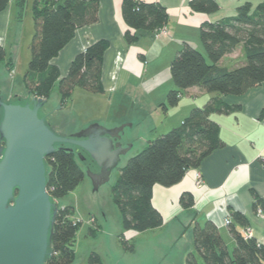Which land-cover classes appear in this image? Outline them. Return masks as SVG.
<instances>
[{
  "label": "trees",
  "instance_id": "obj_1",
  "mask_svg": "<svg viewBox=\"0 0 264 264\" xmlns=\"http://www.w3.org/2000/svg\"><path fill=\"white\" fill-rule=\"evenodd\" d=\"M10 1L0 0V13L7 9ZM18 6L23 16L27 0H20ZM190 7L193 11L208 14L219 10L215 0H191ZM98 11L97 0L34 1L35 33L30 44L31 58L23 78L32 95L49 99L56 86L62 102L72 98L77 88L90 94H104L101 72L108 46L106 41L94 43L79 53L65 77L61 78L59 68L52 64L53 59L74 39L77 29L97 21ZM122 14L125 23L136 30L135 34L126 32L129 44L138 40V32L148 31L155 36L169 22L167 10L159 2L123 0ZM200 38L207 56L186 44L171 64L175 89L168 94V106H176L182 93L192 87L208 93L239 96L264 82V0H245L234 17L217 23H204L200 28ZM238 46L243 48L246 63L235 69L218 66L219 61ZM7 59H10L8 53L0 47V62ZM222 107L226 109L227 105L214 102L192 109L178 128L149 141L118 169L112 197L120 209L125 232L141 233L163 226V217L152 204L153 187L156 184L172 187L180 183L189 169L198 168L207 156L223 146L219 126L210 119L211 113ZM261 117H264V110ZM76 154L65 147H58L47 158L48 190L53 199L65 198L84 180L86 172ZM254 198L255 210L263 208L264 199L256 193ZM180 204L184 210L192 209L195 205L193 194L183 193ZM72 215L73 207H60L50 243L53 254L46 264L74 263L76 252L73 246L79 225L74 223ZM230 216V233L235 241L232 252L212 221L196 218L190 225L195 252L205 264H264V245L255 238L246 239L237 230V226L248 225L246 217L236 211H231ZM90 233L95 236L97 232L90 229ZM122 237L125 247L134 252V246H129L128 240ZM90 264L104 263L97 253H93ZM186 264H199L194 252L188 254Z\"/></svg>",
  "mask_w": 264,
  "mask_h": 264
},
{
  "label": "crops",
  "instance_id": "obj_2",
  "mask_svg": "<svg viewBox=\"0 0 264 264\" xmlns=\"http://www.w3.org/2000/svg\"><path fill=\"white\" fill-rule=\"evenodd\" d=\"M19 1L11 0L7 9L0 13V47L10 57L0 62V93L2 89L9 92V99L11 94L26 93L28 96L29 91L23 82L25 90L17 92V80H23L25 73L19 75L15 69H18L21 39L26 27L30 29L32 24L30 14L32 16L35 0H27L23 16L20 15ZM97 1V21L77 29L74 39L53 59L52 64L59 68L61 78L65 77L79 53L99 41L108 43L103 57L101 85L104 94H114L108 99L109 110L123 111L127 115L125 110L131 109L132 114L128 116H136L140 121L136 124L137 132L130 137L126 133L124 141L133 140V146L137 141L141 145L147 144L178 128L194 108L214 102L227 105L226 109L215 110L210 116L219 126L223 146L207 156L198 168L189 169L180 183L172 187L160 184L153 187L152 204L161 213L164 224L141 233L126 231V239L134 240L136 244L133 255L138 253L137 243L147 241L146 234H153L160 237L159 243L167 249L160 246L157 250V246H153L155 249L147 251L148 261L144 264H186L188 254L195 251L193 228L190 226L195 218L212 221L233 249L235 241L230 225L225 224L227 217L232 223L231 211L243 214L248 222L246 227L237 226V230L250 229L253 238L264 245V207L254 208V193L264 199V117H261L264 82L239 96L208 93L192 87L182 93L176 106H168V94L175 89L171 64L177 53L189 44L207 56L200 38L202 25L234 17L245 0H215L219 10L210 14L193 11L191 0H141L159 2L166 8L169 34L156 38L152 32H138L139 38L133 44H129L125 37L127 31L135 34L136 30L124 21L123 0ZM245 63L243 48L238 46L234 52L224 56L218 66L235 69ZM114 99L119 103L114 104ZM164 106H168L166 110ZM152 133L157 136L152 137ZM197 173L202 176V187L196 184ZM185 192L194 196L192 209L184 210L180 204V197ZM169 231L171 235L161 237ZM168 256L172 258L165 263L163 259Z\"/></svg>",
  "mask_w": 264,
  "mask_h": 264
},
{
  "label": "water",
  "instance_id": "obj_3",
  "mask_svg": "<svg viewBox=\"0 0 264 264\" xmlns=\"http://www.w3.org/2000/svg\"><path fill=\"white\" fill-rule=\"evenodd\" d=\"M30 95L11 94L7 100L0 94V264H46L53 254V229L66 202L51 197L47 158L58 147L76 152L92 179V193L98 192L133 150L134 141H124L125 131L130 137L140 122L104 125L95 119L68 132L62 123L71 114L53 113L59 104ZM46 103L53 124L43 115Z\"/></svg>",
  "mask_w": 264,
  "mask_h": 264
},
{
  "label": "rangeland",
  "instance_id": "obj_4",
  "mask_svg": "<svg viewBox=\"0 0 264 264\" xmlns=\"http://www.w3.org/2000/svg\"><path fill=\"white\" fill-rule=\"evenodd\" d=\"M31 12H29L30 14ZM30 29L26 27L25 33L20 42V53H19V63L17 64L18 69H15L17 74L26 73L31 58L30 44L35 33L33 18L30 14ZM169 32L166 28V33L162 32L159 37L168 35ZM19 82V83H18ZM17 92H22L25 90L23 80H17ZM24 89V90H23ZM1 96L10 100L4 89L1 90ZM32 96V95H31ZM34 96V95H33ZM114 94H90L84 92L80 88H77L73 92L72 98L68 99L67 102H62L61 95L59 93V87L56 86L48 100L51 103L56 102L59 104L60 108H56L53 113L65 114L67 117L71 114V119L63 120L64 131H71L78 123L79 127H84L88 122L92 120L104 121L110 125L115 121L123 122L125 120H138L136 116H128L131 113V109L123 111L109 110L108 99L113 98ZM114 104H118V99L113 100ZM138 130V125L134 126V129L130 134L136 133ZM162 127L160 128V131ZM125 133H128V128ZM156 134V133H155ZM151 134L152 137L157 135ZM146 144L141 145L140 141H137L133 150L125 158H122V164L120 168L125 166L127 161L138 154ZM78 161L83 166L85 172L87 167L83 162L80 161L79 157L76 156ZM118 176V170H116L113 179L99 188L98 192L94 191L92 193V179L89 175L85 174L84 180L77 186V188L68 194L62 200L66 202V207H73L74 215H72V220L74 223L79 225L78 231L74 240V250L76 252V258L74 263L78 260L77 264H90V257L93 253H97L104 264H144L148 261L147 251L150 248L155 249L153 246L159 247L166 246L159 243V238L153 234H146L144 237L147 241L142 240L137 243L138 253L133 255V253L125 247L123 244V237L126 238V232L123 229L122 217L119 207L114 203L112 197V186L115 182V178ZM90 229L96 230V235L93 236L90 233ZM171 231L165 232L161 237H166L171 235ZM155 237V238H154ZM149 238V239H148ZM194 241V240H193ZM129 246L136 245L134 240L127 241ZM158 242V244L156 243ZM228 249L232 252V246L226 242ZM194 246V243H193ZM165 251V250H164ZM199 264H205L203 259L193 251ZM172 256L165 257L164 262H168Z\"/></svg>",
  "mask_w": 264,
  "mask_h": 264
},
{
  "label": "built area",
  "instance_id": "obj_5",
  "mask_svg": "<svg viewBox=\"0 0 264 264\" xmlns=\"http://www.w3.org/2000/svg\"><path fill=\"white\" fill-rule=\"evenodd\" d=\"M162 32L166 33V27L160 29L157 33H156V37H159L161 35ZM198 187H202L203 186V180H202V176L200 175V173H197V182H196ZM225 224L226 225H230L231 224V219L229 217H227L225 219ZM242 235L246 238V239H251L253 238V232L246 228L242 231Z\"/></svg>",
  "mask_w": 264,
  "mask_h": 264
},
{
  "label": "flooded vegetation",
  "instance_id": "obj_6",
  "mask_svg": "<svg viewBox=\"0 0 264 264\" xmlns=\"http://www.w3.org/2000/svg\"><path fill=\"white\" fill-rule=\"evenodd\" d=\"M32 96H33V95H32ZM47 103H48V100H47ZM47 103H46V105H45L43 115L46 117L47 120H49V122H50L51 124H53L50 115L47 113ZM1 144H3V142H1ZM85 157H86V159L89 158L87 155H86ZM86 159H85V161H86ZM91 164L93 165L94 163H91ZM90 167H91V166H90Z\"/></svg>",
  "mask_w": 264,
  "mask_h": 264
}]
</instances>
